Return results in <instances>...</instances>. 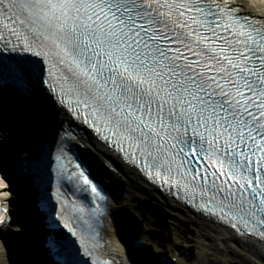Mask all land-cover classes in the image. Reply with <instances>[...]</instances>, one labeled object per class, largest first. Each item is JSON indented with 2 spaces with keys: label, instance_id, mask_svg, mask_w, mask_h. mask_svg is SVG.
Segmentation results:
<instances>
[{
  "label": "snow or ice",
  "instance_id": "6c2138e0",
  "mask_svg": "<svg viewBox=\"0 0 264 264\" xmlns=\"http://www.w3.org/2000/svg\"><path fill=\"white\" fill-rule=\"evenodd\" d=\"M233 12L218 20L205 0H0V26L21 35L12 25L27 24L25 46L48 48L65 95L155 171L171 176L165 145L181 164L208 161L215 171L201 175L228 177L237 191L217 185L220 202L242 211L244 189L264 205V29Z\"/></svg>",
  "mask_w": 264,
  "mask_h": 264
},
{
  "label": "bare ground",
  "instance_id": "6f19581e",
  "mask_svg": "<svg viewBox=\"0 0 264 264\" xmlns=\"http://www.w3.org/2000/svg\"><path fill=\"white\" fill-rule=\"evenodd\" d=\"M231 1H234L240 7L241 13L254 16L264 23V0ZM33 97L36 99L38 106L36 109L33 108L32 120L29 117V121L21 123L12 121L7 128L3 125V129L0 127V132L4 135L11 132L10 145L13 146V149L8 148L7 142L1 148L0 198L9 209L13 205L19 207L15 212L19 214H17L19 217L26 215L28 219H25V221L29 220V227L33 225L32 221L34 219L30 211V200H33V198L27 197L25 194H28V191L24 190V192L22 189L25 182L21 178L22 173L18 174V155L15 148H21L19 141L23 142L22 138L24 136L29 138L31 132L40 136L41 132L43 133L47 127L65 118L63 117L64 112L51 103L48 98L41 97L38 92L33 93ZM0 98L4 99L7 108L12 109L9 112H15L16 115L24 114L25 108L21 107L19 97L0 94ZM30 104L32 105V103ZM20 130H24V132ZM80 142L83 144L82 150L85 151V154L91 156L90 159L93 165L97 164L98 166H105V168L111 162H116L119 165L117 172L109 169H107V172L114 179H119L120 191L112 184L114 183L112 180H105L111 186L108 206L114 212L116 222L120 224L119 221L122 220L121 224L124 227L122 232L125 238L117 236V230L112 221L106 230L112 250L118 257V264H151L144 250H139L140 254L135 261L129 257L124 241L131 235L142 239L148 247L146 252L158 253L172 260V264H264V247L258 241L238 237L233 231L210 219L200 217L181 204L169 198L159 197L137 172L120 163L118 158L104 146L95 140L80 139ZM7 160L11 161L13 171L5 165ZM2 176L6 177L9 182L3 183L1 181ZM20 179L23 183L20 182ZM17 181L20 182L19 185ZM133 188H136V191ZM8 191L11 192L8 193ZM16 197H18V200L13 202ZM136 201L159 207L163 213L165 223L163 225L165 226H161L160 222L153 216L141 212L139 208L136 209L134 205ZM17 219L19 220V218ZM131 223L136 224L134 230L131 228ZM149 230L154 231V234L151 235ZM16 231H19L18 226L11 224L0 232V264H30L31 261L27 260L30 256L36 258L38 264H47V258L43 254H39L36 249L33 250L31 243L22 244L10 240L12 234ZM38 231L41 230L38 229ZM27 236L26 231H24L21 238L27 239ZM33 236L38 238L39 235L35 232ZM23 249L28 251L27 254L24 253Z\"/></svg>",
  "mask_w": 264,
  "mask_h": 264
},
{
  "label": "water",
  "instance_id": "95a60500",
  "mask_svg": "<svg viewBox=\"0 0 264 264\" xmlns=\"http://www.w3.org/2000/svg\"><path fill=\"white\" fill-rule=\"evenodd\" d=\"M83 132H84V135L88 139L92 138L88 131L83 129ZM76 155L78 156L79 160L87 167V169L89 170L90 175L93 178H95L96 180H99L103 176L101 174L100 170L93 169L91 159L87 155L83 154L80 151H77ZM112 163L114 164L115 167H117L119 169V165L118 164H116L115 162H112ZM154 191H155V193H157L159 195L157 190H154ZM139 210L143 211L145 213H148L151 216L155 217L160 222L161 225L164 224L163 214L161 213V210L158 207L145 205V204H140L139 205Z\"/></svg>",
  "mask_w": 264,
  "mask_h": 264
},
{
  "label": "rangeland",
  "instance_id": "374dc122",
  "mask_svg": "<svg viewBox=\"0 0 264 264\" xmlns=\"http://www.w3.org/2000/svg\"><path fill=\"white\" fill-rule=\"evenodd\" d=\"M1 181L4 182V183L6 182L5 179H3V178H1ZM133 190L136 191V188H133ZM138 192H139V191L137 190V193H138ZM139 200H140V199H139ZM141 202H142V201H141ZM151 205H152V204H151ZM153 206H155V205H153ZM156 207H157V206H156ZM158 208H159V207H158Z\"/></svg>",
  "mask_w": 264,
  "mask_h": 264
}]
</instances>
